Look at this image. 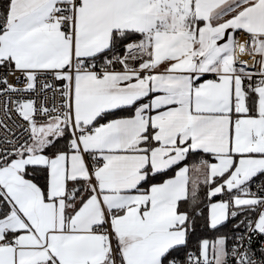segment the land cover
<instances>
[{
  "label": "snow or ice",
  "instance_id": "snow-or-ice-1",
  "mask_svg": "<svg viewBox=\"0 0 264 264\" xmlns=\"http://www.w3.org/2000/svg\"><path fill=\"white\" fill-rule=\"evenodd\" d=\"M0 264H264V0H0Z\"/></svg>",
  "mask_w": 264,
  "mask_h": 264
}]
</instances>
